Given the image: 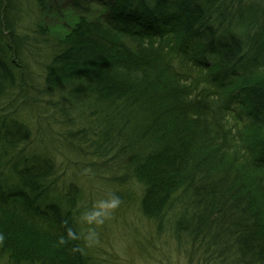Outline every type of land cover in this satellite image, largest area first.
<instances>
[{
    "label": "trees",
    "instance_id": "16d2710c",
    "mask_svg": "<svg viewBox=\"0 0 264 264\" xmlns=\"http://www.w3.org/2000/svg\"><path fill=\"white\" fill-rule=\"evenodd\" d=\"M16 1L0 0V101L29 70ZM63 1L72 22L47 45L44 91L86 100L96 156L119 162L141 214L195 244L198 264H264V0ZM32 136L0 108V259L97 264L75 184L56 191L52 155L24 153Z\"/></svg>",
    "mask_w": 264,
    "mask_h": 264
},
{
    "label": "rangeland",
    "instance_id": "374dc122",
    "mask_svg": "<svg viewBox=\"0 0 264 264\" xmlns=\"http://www.w3.org/2000/svg\"><path fill=\"white\" fill-rule=\"evenodd\" d=\"M21 14L18 26L30 50L28 73L22 91L0 101L4 110L16 109L27 119L32 147L44 148L55 161L54 187L58 193L69 182L77 188L75 209L86 254L97 264H198L195 244L177 239L165 223L158 228L139 211L141 187L119 167V162L98 157L97 140L89 120L86 100L63 91L47 92L43 69L57 34L72 22L69 3L56 0L41 11L34 0H17ZM116 160V161H115ZM0 264H9L0 259Z\"/></svg>",
    "mask_w": 264,
    "mask_h": 264
}]
</instances>
